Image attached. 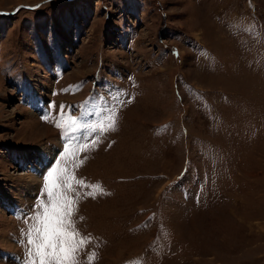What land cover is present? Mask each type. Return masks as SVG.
I'll use <instances>...</instances> for the list:
<instances>
[{
  "label": "rangeland",
  "instance_id": "1",
  "mask_svg": "<svg viewBox=\"0 0 264 264\" xmlns=\"http://www.w3.org/2000/svg\"><path fill=\"white\" fill-rule=\"evenodd\" d=\"M57 167L75 264H264V0H0V264Z\"/></svg>",
  "mask_w": 264,
  "mask_h": 264
},
{
  "label": "snow or ice",
  "instance_id": "2",
  "mask_svg": "<svg viewBox=\"0 0 264 264\" xmlns=\"http://www.w3.org/2000/svg\"><path fill=\"white\" fill-rule=\"evenodd\" d=\"M47 192L49 201L52 204V211L48 205L41 201L40 207L44 215L38 213L34 218L40 227L30 226L28 244L29 264H75V257L69 256L68 250L75 251L65 238L62 225L59 223L61 215H67L65 208V193L61 190V180L66 179L57 167L48 173ZM79 243H83L81 240Z\"/></svg>",
  "mask_w": 264,
  "mask_h": 264
}]
</instances>
